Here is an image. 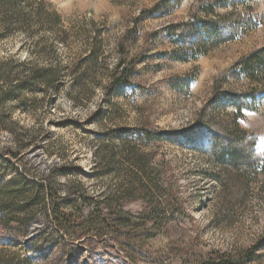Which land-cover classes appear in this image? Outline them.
Instances as JSON below:
<instances>
[{"label": "rangeland", "instance_id": "1", "mask_svg": "<svg viewBox=\"0 0 264 264\" xmlns=\"http://www.w3.org/2000/svg\"><path fill=\"white\" fill-rule=\"evenodd\" d=\"M206 1L0 0V264H193L263 242V178L238 194L199 146L201 124H230L208 107L220 80L260 92L237 124L264 153V74L238 67L264 48V0L216 7L239 33L194 55L167 29ZM81 198L107 223L60 228L55 209L77 218Z\"/></svg>", "mask_w": 264, "mask_h": 264}, {"label": "trees", "instance_id": "2", "mask_svg": "<svg viewBox=\"0 0 264 264\" xmlns=\"http://www.w3.org/2000/svg\"><path fill=\"white\" fill-rule=\"evenodd\" d=\"M178 1V0H174ZM236 0H209L199 5V11L204 13L203 18H193L186 23L171 25L167 31L168 35L177 39L182 44H188L194 55L206 54L209 50L236 39L238 35V26L240 27V15L231 12L226 16L209 19L215 14L216 7L225 9L228 5H233ZM135 61L122 66L119 78L116 84H125L132 73ZM240 72L251 82L257 80L264 74V48L255 51L242 58L238 62ZM218 80L215 83L213 97L208 101V107L221 110L232 109L231 120L228 127L220 125L210 126L201 124L202 136L205 146H199L206 159L214 167V172L210 174L213 181L222 184V175H228L231 186L241 193L245 186L260 176L264 180V153L256 150V139L253 136L239 128L237 120L242 118L243 111L251 109L255 103L256 96L260 92L250 93L248 95H236L222 91ZM54 82V81H53ZM264 92V90H263ZM152 132L144 131L142 136L150 141ZM160 137L159 135H157ZM194 149L196 142H192ZM141 172H144L141 169ZM3 178V176H1ZM0 178V180H1ZM13 183L9 180L6 184ZM3 189H6L4 187ZM76 203V200H73ZM79 217L74 218L70 215L57 213L55 209V223L60 228H74L82 222L86 223H107L111 212L108 208H101L95 203H91L81 198L77 204ZM7 202L0 196V210L6 211ZM57 217V218H56ZM73 219H72V218ZM30 240L29 243H31ZM264 250V240L262 243L253 246L245 252L235 255L214 253L210 257L197 261L193 264H256L260 262L262 256L258 253ZM43 251V249H40Z\"/></svg>", "mask_w": 264, "mask_h": 264}]
</instances>
